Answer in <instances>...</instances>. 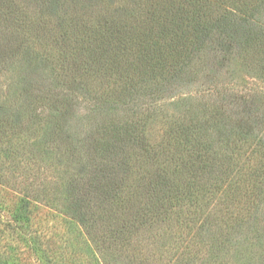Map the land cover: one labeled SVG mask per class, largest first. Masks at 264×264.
Instances as JSON below:
<instances>
[{"label": "trees", "instance_id": "1", "mask_svg": "<svg viewBox=\"0 0 264 264\" xmlns=\"http://www.w3.org/2000/svg\"><path fill=\"white\" fill-rule=\"evenodd\" d=\"M96 3L43 0L40 14L16 22L34 34L18 47L43 88L25 110L0 101V145L34 135L28 157L56 160L47 166L59 174L68 223L94 247L84 263L77 252H45L46 264L116 263L127 251L130 264L151 263L140 235L155 224L164 243L186 230L218 257L264 246V0H149L101 12ZM37 41L54 51L31 50ZM240 202L248 212L233 221L228 209ZM32 214L25 196L13 220ZM195 254L169 264H220ZM258 258L247 264H264Z\"/></svg>", "mask_w": 264, "mask_h": 264}, {"label": "rangeland", "instance_id": "2", "mask_svg": "<svg viewBox=\"0 0 264 264\" xmlns=\"http://www.w3.org/2000/svg\"><path fill=\"white\" fill-rule=\"evenodd\" d=\"M95 1L97 2L96 11L101 12V9L110 8L138 11L140 7H143L141 4L149 0ZM70 4L71 2L68 6ZM42 5L43 0H6L0 4V49L3 52L14 53L0 57V101L17 107L22 106L24 110L30 93L35 94L37 88L42 91L43 86H37L34 82L35 75L30 68L33 63L27 55H24L26 46L18 47L21 41L29 40L34 34L29 32L27 26L19 28L16 22L19 21L23 26L26 25L29 19L40 14L39 10L43 9ZM88 10L92 11L93 8H88ZM48 25H53V22L51 21ZM31 48L35 52L54 51L48 45H43L42 41L35 42L34 47ZM253 81L246 77L245 82L253 83ZM260 85L264 86L263 83ZM41 117L39 121L41 131H43L47 118L45 115ZM28 118L27 115L23 120L27 121ZM23 134L18 138L13 137V144L8 140L0 145V264H14L15 261L17 264H46L45 252L52 256H64V259L73 252H77L78 263L90 260L93 257V244H88L85 236L78 235L77 227L68 223L69 216L65 213V197L62 185L59 183V174L49 169L52 163L57 166L56 160L50 157L47 163L39 158L32 162L25 150L29 148L31 137L34 135L30 131L26 135L24 132ZM17 144H22V148L21 145L16 147ZM3 149L8 150V154L2 152ZM25 196L32 200L33 214L30 219H27L28 221L16 222L13 220L14 213L16 214L20 206L21 198ZM216 211L217 208L211 207V210L207 209L206 214H213L216 218ZM228 212H230L229 218L236 221L239 217H245L248 209L244 202H240L236 208L231 206ZM155 225L157 227L153 226L152 229L144 228V233L140 235V239L143 236L148 237L146 244L140 246V253L144 254V258L150 255L152 259L151 263L145 260L144 264H169V260L175 261L181 259L183 255H196L195 253L198 257L204 258L201 261L247 264L255 260L258 262L259 255L264 254V246L249 244L243 245L240 250L238 249L239 252L234 250L230 252L231 254L229 253V256L222 254L223 256L218 257L214 253L207 252L204 247V250L198 249V246L192 244L194 241L187 235L186 230L173 233V238L171 236L164 243L162 236L166 233L165 228L162 224ZM250 241L255 243L257 239H250ZM122 255L123 263L118 259L116 260L118 262L109 264H130L129 258L134 259L129 251ZM179 263L182 264V262Z\"/></svg>", "mask_w": 264, "mask_h": 264}]
</instances>
